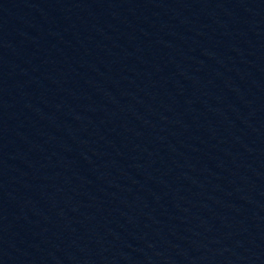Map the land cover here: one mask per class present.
Wrapping results in <instances>:
<instances>
[{"label":"water","instance_id":"obj_1","mask_svg":"<svg viewBox=\"0 0 264 264\" xmlns=\"http://www.w3.org/2000/svg\"><path fill=\"white\" fill-rule=\"evenodd\" d=\"M0 264H264V0H0Z\"/></svg>","mask_w":264,"mask_h":264}]
</instances>
